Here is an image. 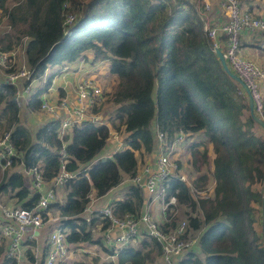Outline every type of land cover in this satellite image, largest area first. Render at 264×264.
Here are the masks:
<instances>
[{
  "label": "trees",
  "instance_id": "1",
  "mask_svg": "<svg viewBox=\"0 0 264 264\" xmlns=\"http://www.w3.org/2000/svg\"><path fill=\"white\" fill-rule=\"evenodd\" d=\"M67 13L75 15L68 23L64 22ZM200 14L206 18L203 7L189 0H0V21L5 18L7 27H0V50L10 51L23 41L28 70L23 84L39 77L47 66L71 61L90 49L92 60H108V71L116 78L107 93L117 104L110 124L127 132L122 148L96 159L94 155L109 133L108 125L98 119L83 118L62 135L58 134L59 119H50L31 135L18 118L15 85L0 81V128L8 131L15 152L0 175V192L9 191L15 198L18 205L11 206L32 207L38 197L15 167H36L42 181L51 180L59 169L64 141L62 163L74 176L60 185L66 190L63 201L48 203L42 220L45 211L53 207L69 245L98 243L113 252V247L93 232L108 227L109 219L99 213L86 218L81 212L90 191L100 196L120 181L122 172L135 173V151L153 148L149 129L153 119L157 130L168 138L178 129L185 135L201 132L212 152L211 187L203 195L193 193L178 174L164 181L166 192L175 195L183 207L188 230L199 232L202 257L189 250L177 264H264V249L254 226L262 193L256 185L264 183V138L254 128L263 127L249 115L239 84L223 69L209 45ZM243 31L248 29L240 35ZM258 34L264 36L261 30ZM15 67L3 70L14 71ZM49 80L47 77L42 87L29 94L30 110H39ZM97 110V106L91 108L93 116ZM194 146H188V163L199 171L207 166V149ZM174 160L180 166L179 159ZM206 173L193 178L194 189L207 185ZM142 203L141 187L132 181L124 196L109 205L116 217H137ZM176 221L172 215L168 223L159 224L171 228ZM135 239L136 243L128 242L113 252L115 262L108 264L152 262L151 252L159 254V243L144 233ZM3 240L0 236V264H16L14 256L6 255ZM45 246L44 256L47 238ZM25 255L31 264V251L26 249ZM96 261L97 257L90 263L79 258L70 264Z\"/></svg>",
  "mask_w": 264,
  "mask_h": 264
},
{
  "label": "built area",
  "instance_id": "2",
  "mask_svg": "<svg viewBox=\"0 0 264 264\" xmlns=\"http://www.w3.org/2000/svg\"><path fill=\"white\" fill-rule=\"evenodd\" d=\"M218 3L224 13V20L219 23L205 24L203 30L208 43L212 48L221 51L222 57L229 69L242 81V84L248 90L249 98L252 104L253 113L264 121L263 92L259 90V84L264 87V69L261 68L252 59L243 57L238 52L239 36L243 29L260 28L264 32V15L257 14L241 8L239 0H218ZM204 7L207 4L204 3ZM202 20L205 18L200 14ZM75 18L72 13H67L64 22H70ZM223 35V38H219ZM264 48V38L260 44ZM13 50H0V68L8 67L12 64ZM28 70L21 63L20 67L14 71L5 72V82L13 83L16 77H27ZM15 85V84H14ZM23 90L28 92L27 85ZM102 89L90 78H82L75 86L74 97L61 96L55 102H51L48 97L41 95L39 107L41 110L53 115L55 119L59 118L58 110L63 111L59 118L58 134L62 135L75 122L83 119L93 106H97L102 99ZM239 93L245 96L246 93L239 85ZM15 87V100L17 97ZM94 117L92 113L88 115ZM185 132L178 129L172 137L167 139L163 132L157 131V157L154 162V168L147 173L145 179H142L140 173L131 175L132 181L139 187H144L149 196L158 199L160 210L165 221H168L174 214L171 209L177 205L175 195L166 192L164 181L171 175H175L177 167L175 161L171 158L172 150L179 145L185 137ZM64 141L61 143L60 165L56 174L51 179V186L43 189L40 172L36 167L29 168L32 175L33 188L38 192V197L32 207L8 206L0 203V211L4 218V223L0 226L1 234L9 239L6 249V255L14 256L20 238L24 231H28L27 237H32L31 230L41 226L42 211L54 199V187L60 186L67 178L74 176L73 171L66 170L62 163L65 153L63 151ZM15 154L14 148L8 140V131L4 130L0 135V170L6 168L11 157ZM143 169L148 171V167ZM99 215L109 219V226L103 229L102 240L107 246H114L118 251L129 239H133L144 233L146 236L155 239L160 245L159 256L161 264H177V261L184 257L192 241L194 240L188 230L185 218H180L173 227L163 228L158 224L147 211H140L137 217L124 215L116 217L112 214L111 206L106 205L98 210ZM261 213V212H260ZM262 217V216H261ZM260 217V218H261ZM264 219V204H263ZM143 225V229H140ZM112 226H118L120 232L112 235L110 230ZM264 233V221H263ZM260 240L261 237V219H260ZM48 250L44 256L42 264H65L67 253L70 250L69 244L65 240V232L60 225L55 226L47 235ZM33 255V254H32ZM35 260L31 262L34 264ZM18 264H29V261Z\"/></svg>",
  "mask_w": 264,
  "mask_h": 264
},
{
  "label": "crops",
  "instance_id": "3",
  "mask_svg": "<svg viewBox=\"0 0 264 264\" xmlns=\"http://www.w3.org/2000/svg\"><path fill=\"white\" fill-rule=\"evenodd\" d=\"M196 2L198 7H203V12L206 15L205 22L209 25L213 23H219L224 18V13L218 3V0H189ZM204 3L207 4V7H204ZM239 3L241 5V8H245L247 11H251L254 14H257L258 16L264 15V0H239ZM248 31H243L240 35V45H244L241 49V55L243 57H246V55H252L254 60H258V62L254 61L255 63H262L264 65V54L259 55L256 54L253 50L255 48L263 49V47L260 45L264 36H260L258 32H260V28H247ZM263 32V31H262ZM264 33V32H263ZM259 41V45H258ZM264 51V49L262 50ZM240 52V51H239ZM23 53V50H22ZM23 60L25 65V57L24 54ZM251 59V58H249ZM258 64V65H259ZM261 68V64L259 65ZM264 69V68H263ZM47 77H50L49 84L46 86V88L42 91L41 95H45L50 99L51 102H55L59 97L66 96V97H74L75 94V86L79 80L82 78H90L92 79L101 89L102 93H105L104 96L102 94V99L100 100V103L97 105V116L99 122H104L109 127V133L108 137L105 140V143L103 144L102 148L94 155L93 159L96 158H102L105 156H110L111 153L114 150L120 149L124 145V137L126 136L127 132L124 130L122 126H120V129H115L111 126L109 118L113 116L114 108L117 104H115L113 101L108 99L107 93H109L113 85L116 81L115 75L108 71V60L107 59H98V60H92V51L90 49L83 50L78 56H76L73 60L64 62L61 64H55L47 66L43 73L37 77L31 79L28 83L23 84V78L19 77L18 81H14L16 90L18 92L16 101L18 104V118L21 123H23L31 132V135L33 134L34 130L41 124H43L46 121H49L50 119H55L53 115L45 112L36 110H30L27 101L29 94L34 91L37 88H40L43 86L44 81ZM5 71L3 69H0V81L5 80ZM27 85L28 92L23 90V86ZM264 91V87H263ZM59 118L61 117L60 114L63 113L62 109L58 110ZM91 113V110L85 114L84 118H88ZM58 118V119H59ZM69 129V128H68ZM66 130V132L68 131ZM149 129L151 131V137L153 140V148L149 152H143L140 153L139 151H135L136 156V163L137 168L135 173H140L142 176V179L144 180L147 176V173L150 172L154 168V162L156 161L157 157V128L155 126L154 120L151 119L149 122ZM205 136L201 132H193L188 135H185L182 142L177 145L171 152V158L175 159L176 157L179 158L180 166L175 168V173L178 174L182 179L186 181V183L189 185L191 191L193 193H198L199 195H203L204 192L207 190H210L212 178L211 175H209V170L211 169V157L212 152L210 149L209 143L205 140ZM167 139H169L167 137ZM65 143V142H64ZM202 145H201V144ZM190 144H195L196 148L201 149L202 146H204L207 149V157L208 162L206 167H202L199 171H194L190 164L188 163V157H189V149L188 146ZM194 146V147H195ZM184 147V148H183ZM155 148V149H154ZM210 163V164H209ZM20 165L16 166L15 168L20 171L22 174V179L24 184L31 190L33 189L32 185V175L28 169H24ZM144 166L148 167V171H145L143 169ZM177 170V171H176ZM207 172V185L209 188L203 187L201 189H194L192 185V180L194 177L199 175L202 172ZM188 173V175H187ZM211 180V181H210ZM51 180L46 181L42 183V188L46 189L51 186ZM132 182L131 176H129L127 173H121L120 181L110 187L104 194L100 196H96L94 194V191L89 192V201L85 205V208L81 212V215L84 217L91 216L92 211H98L102 207L109 205L112 200L122 198L124 196V193L126 192V189L128 185ZM142 194H143V203L140 208V211H147L151 217H154L156 222L159 223H168V221H165V217L161 213L157 212V207L154 205L153 201L157 200L155 197H151L148 195L146 189L141 186ZM197 190V191H196ZM65 188L63 186H56L54 187V200L55 201H63L65 196ZM0 203H3L5 205H18V203L15 201V198L11 196V193L9 191L7 192H0ZM159 204V203H158ZM177 210L174 211L173 216L175 217L180 216V218H183L182 216V208L180 204L177 203ZM150 208V210H149ZM160 210V205H159ZM160 215V217L158 216ZM59 215L57 212V209L51 207L45 211V218L43 219V223L41 226L31 230V233L33 234L32 237H27L28 231H24L21 238H20V244L17 247V250L15 252L14 258L16 259V264L18 263H24L27 261V256L25 255V250L29 249L31 251V255L33 256L35 263L34 264H42L44 253H45V243L48 233L52 230H49L50 227H55L59 225ZM4 223V218L0 211V226ZM98 227V225H96ZM112 229L110 230L112 235H116L120 232V229H118V226H112ZM140 229H143V225H140ZM94 236H100V239L102 240V233L103 230H98V228L93 230ZM191 233V236L193 237V241L188 249V251L194 252L193 248L197 243V236H198V230L195 231H189ZM0 236L3 237L4 241V248L7 249V245L9 243V239L1 234ZM30 241V242H26ZM103 241V240H102ZM137 239H129L125 244L128 242L130 243H136ZM124 244V245H125ZM151 244V243H150ZM106 245V244H105ZM107 246V245H106ZM197 250H195V254L199 257H202V255L199 252L198 249V243H197ZM70 250L67 253L66 257V263L70 264L73 259H84L88 263H90V259L93 257H97V261L94 264H108L109 261L115 262V254L113 253L115 251V247L113 246L114 251L109 252L108 250L103 249L98 243H89L86 242L78 243V245L74 244V246L69 245ZM193 249V250H192ZM152 255V262H149V264H160L161 258L159 254L155 252H151Z\"/></svg>",
  "mask_w": 264,
  "mask_h": 264
},
{
  "label": "rangeland",
  "instance_id": "4",
  "mask_svg": "<svg viewBox=\"0 0 264 264\" xmlns=\"http://www.w3.org/2000/svg\"><path fill=\"white\" fill-rule=\"evenodd\" d=\"M7 2L8 3H10V0H7ZM5 18H3V19H1V21H0V27H1V29L2 28H7L6 26H5ZM239 40H240V36H239ZM23 42V41H22ZM19 43V44H17L12 50H13V57H12V66L13 65H15L16 67H15V70L16 69H18L19 67H20V64L21 63H24V58H23V53H22V46H23V43ZM244 45H240L239 44V46H238V52L241 54V49L240 48H242ZM254 52H256V54H259V55H263L264 54V51H262V49H260V48H255L254 50H253ZM246 57L247 58H251V59H253L254 57L252 56V55H246ZM254 61H256V62H258V60H254ZM259 64V63H258ZM261 64V66H262V68H264V65H262V63H260ZM259 64V65H260ZM0 69H3V68H0ZM19 80V77H16V79H15V81H18ZM259 90L260 91H263V87L261 86V83L259 84ZM39 109H40V107H39ZM41 110V109H40ZM41 111H44V110H41ZM3 128H0V135H1V133L4 131V130H2ZM255 129V132L257 133V134H259L260 136H262L263 138H264V128L262 129L261 127H259L258 125L254 128ZM184 148V147H183ZM177 159H179L178 157H176ZM175 158V159H176ZM174 160V159H173ZM175 161V160H174ZM176 163V162H175ZM210 164V163H209ZM208 165V164H207ZM20 167V166H19ZM6 168H4L3 170H0V175L2 174V172L5 170ZM177 171V170H176ZM187 175H188V173H187ZM263 186H264V183L263 184H257L256 185V188H258V189H260L261 191L263 190ZM261 198V197H260ZM153 203H154V205L157 207V212L159 213H161V210H159V202L157 201V200H154L153 201ZM260 203V202H259ZM258 203V204H259ZM174 209H171V211H173V213H174V211H176L177 210V208H178V206L177 205H175L174 207H173ZM149 210H150V208H149ZM151 211V210H150ZM91 214H96V215H98V211L96 212V211H92L91 212ZM163 214L161 213V216H162ZM256 221H255V223H254V226H255V228L258 230V232L260 231V217H261V213H260V204H259V206H258V211L256 212ZM159 217H160V215H158ZM181 216V215H180ZM180 216L178 217V219H177V221L180 219ZM183 217V216H182ZM154 220H156L154 217H152ZM157 221V220H156ZM51 229H53V227H50L49 228V230H51ZM196 245H197V243H196ZM194 246V252H195V250H197V246Z\"/></svg>",
  "mask_w": 264,
  "mask_h": 264
},
{
  "label": "water",
  "instance_id": "5",
  "mask_svg": "<svg viewBox=\"0 0 264 264\" xmlns=\"http://www.w3.org/2000/svg\"><path fill=\"white\" fill-rule=\"evenodd\" d=\"M206 22L203 20V27L205 26ZM214 52L216 53V55L218 56V59L223 67V69L234 79L237 81V83L243 87V89L245 90L246 93V101H247V107H248V113L249 115L259 124L264 128V121H262L259 117H257L253 111H252V104H251V100L249 98V94H248V90L245 88V86L242 84V81L229 69V67L227 66V64L225 63L221 51L217 48H213ZM93 119H98V116H94ZM263 204H264V186H263V190L261 193V198H260V212H261V237H262V247L264 249V233H263Z\"/></svg>",
  "mask_w": 264,
  "mask_h": 264
}]
</instances>
